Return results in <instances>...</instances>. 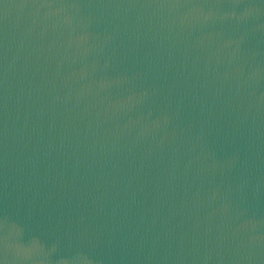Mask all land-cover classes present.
<instances>
[{
	"label": "water",
	"instance_id": "obj_1",
	"mask_svg": "<svg viewBox=\"0 0 264 264\" xmlns=\"http://www.w3.org/2000/svg\"><path fill=\"white\" fill-rule=\"evenodd\" d=\"M0 264H264V0H0Z\"/></svg>",
	"mask_w": 264,
	"mask_h": 264
}]
</instances>
